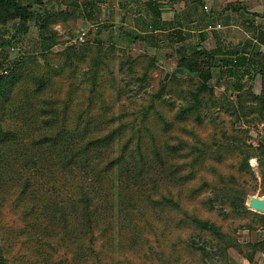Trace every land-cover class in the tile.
Here are the masks:
<instances>
[{
  "label": "trees",
  "instance_id": "obj_1",
  "mask_svg": "<svg viewBox=\"0 0 264 264\" xmlns=\"http://www.w3.org/2000/svg\"><path fill=\"white\" fill-rule=\"evenodd\" d=\"M147 1L157 29L158 4ZM92 3L0 0V264H257L264 235L240 241L237 231L264 233V214L246 205L250 191L264 195V137L249 141L264 125V75L253 91L264 68L217 41L213 49L194 44L171 76L182 74L174 79L180 98L166 97L175 89L161 81L129 113L128 84L116 87L97 41L52 51L55 25L85 16ZM227 8L247 10L243 2ZM31 22L37 50L4 69ZM147 52L140 73V58L119 62L138 93L157 65ZM85 61L83 81L74 83ZM65 68L75 90L86 83L82 93L53 95Z\"/></svg>",
  "mask_w": 264,
  "mask_h": 264
},
{
  "label": "rangeland",
  "instance_id": "obj_2",
  "mask_svg": "<svg viewBox=\"0 0 264 264\" xmlns=\"http://www.w3.org/2000/svg\"><path fill=\"white\" fill-rule=\"evenodd\" d=\"M98 0H92L93 6L88 8V12H85V16L82 17H75V20L72 21L71 19L68 23L63 26L60 24L55 25V30L57 32V42L55 45L52 46V51L58 53L62 51L68 45H78V43L85 41L95 42L97 41L100 47L103 48L104 53L101 56L105 59L106 68L114 72L113 77L116 82V87L118 85L123 86L124 84H128V92L126 94V98H123V102L125 103V108H128V112L131 113L133 108L140 103L146 102V98L148 94L154 93L157 88L160 86L161 81L169 82L174 90L173 93L165 94L166 97L174 96V98H180L177 94V91L182 87L178 84V81H174L175 77H180L182 74L177 73L175 77H172V73L176 68L178 63V59L189 52L187 49L188 46H192L195 44V39L189 40L184 44L183 40L185 38L188 39L189 36H183V33L180 29L177 28L178 23L173 25H167L161 29V32H154L149 21V23H144L142 20L143 18H135L136 20L132 21L130 15L134 13L135 5L130 4L127 0H108L107 3H96ZM167 1L166 4L168 7H171L175 11L173 15V20L179 21V11L180 9L183 10L186 8V11L190 13L196 12L199 16L202 13L201 2L200 4L188 5L191 2L188 0H165ZM178 1V2H177ZM120 2V3H118ZM79 6H83L82 0H78ZM118 4V5H117ZM115 5V7H113ZM51 7L55 8V4H51ZM120 6V7H118ZM203 6V5H202ZM178 11H177V10ZM90 10V11H89ZM83 11V10H82ZM209 11V9H208ZM82 13V12H81ZM151 13V11H150ZM210 12H206V15ZM123 15V18L121 16ZM153 16V13H151ZM196 15V16H197ZM206 19L209 21V15L205 16ZM178 19V20H177ZM205 20V19H204ZM191 23L190 21H184L182 24L183 27H187ZM209 23V22H208ZM207 20L204 22H199L197 24V28L206 26ZM214 24V23H213ZM221 24V23H219ZM196 26V25H194ZM200 26V27H198ZM216 26V24H215ZM54 27V26H53ZM6 29V30H4ZM4 31H8L9 28H4ZM12 29V28H11ZM201 29V28H200ZM85 32V36L83 41H78L74 43V40L78 37L79 33ZM10 31L5 34V36L10 35ZM38 31L36 26L33 22L29 23V28L26 33L20 36L19 42L13 48L8 49V59L4 64V69H7L12 65V63L17 60L21 54L23 53H33L38 48ZM189 34V33H188ZM136 35V36H135ZM190 35V34H189ZM132 37H134V41H131ZM238 37V36H236ZM181 41V42H179ZM182 43V44H181ZM188 43V44H187ZM110 44L114 45V49L112 52L109 53ZM187 46V47H186ZM151 50V54L155 55L157 58V65L151 68L149 73L148 81L143 87L142 91L139 90L138 93V84L136 81H133V74H128L127 69L123 68V73L119 72V62L121 59H125L126 57L130 56L133 58H140L145 53L150 54L147 52ZM147 54V55H148ZM105 55H107L105 57ZM88 59V58H87ZM140 64L134 67L135 74L137 72H141L142 67L147 63L148 58H140ZM42 63V60H39ZM88 61L83 63H79V71L78 73L72 78L74 83H78L83 81L81 77V73L86 71ZM104 64V63H103ZM102 65V64H101ZM144 68V67H143ZM69 68H65V73L60 77L54 78V85L57 91L53 92L54 96L62 97L64 93L69 92L70 89L78 92V94L82 93L84 88L86 87V83H83L80 88L75 90V86L69 85V78L67 76ZM108 70V71H109ZM1 71V69H0ZM168 73L166 79H164L165 74ZM106 77V74L104 75ZM222 87L218 88L221 90ZM181 99L177 100L179 103ZM120 106L117 105L115 110L119 111ZM222 117L224 124L229 122L231 118L227 112L222 111ZM212 131V128H209L206 132L209 133ZM251 138L249 141L251 143L256 144L259 136H260V126L256 129L250 130ZM250 165L253 167L256 176H258L257 166L255 159L249 160ZM248 187H251L253 184L249 180ZM251 195H260L258 188L255 191H250L249 195L247 196L246 203L248 201L249 196ZM1 213L5 214V217L8 219V207H3L1 209ZM245 220L239 219L236 223H242ZM239 240L240 241H247V240H255L257 237L261 235L260 231L251 230L247 231L246 229H238L237 231ZM229 252L235 258L237 257V253L230 249Z\"/></svg>",
  "mask_w": 264,
  "mask_h": 264
},
{
  "label": "crops",
  "instance_id": "obj_3",
  "mask_svg": "<svg viewBox=\"0 0 264 264\" xmlns=\"http://www.w3.org/2000/svg\"><path fill=\"white\" fill-rule=\"evenodd\" d=\"M107 1L108 0H98V2L96 1V3L102 4L107 3ZM154 1L158 4V9L160 11V14H158L160 27L158 26L157 29L152 28L154 32H161V29H165L167 25L174 26L175 23H178L177 28L183 32L181 33V35L189 36L188 39L185 38L183 40L184 44H186V42H188L189 40L194 41V39L196 38V45L200 44L206 49H213L216 47V43L218 42L220 43L223 51L233 50L238 51L240 54H243L246 57V65L250 64L254 67H259V69L264 68V0H188V2L191 3L188 5L187 9H189V6L192 5L197 6L198 4H200V1L203 5H201L202 13L198 16L196 12L189 14L186 11V8H184L183 10L180 9V11L178 12L180 15L179 21L173 20L175 11L171 9V7L167 6L169 5V3L166 4L167 1ZM127 2L135 5V9L133 11L134 13L130 15L132 21L136 20L135 18L141 17L143 18L142 21L144 23H149V21L154 18L148 8L147 0H127ZM230 2H243L247 6V10H244L242 8L236 11L228 8L225 9L226 4ZM113 7H115V5ZM206 12H210L207 14L209 15V21L205 17L207 16ZM121 18H123V15L121 16ZM185 20L187 22H191L186 25V28L181 24ZM206 20L207 23L209 22L206 26L202 27L201 24V27L198 26L201 29L197 28V24L200 21L204 22ZM215 24L220 25V27L215 26ZM263 75L264 71L257 73L254 77L253 91L255 93L260 92ZM260 136L264 137V125L262 124L260 125ZM255 162L257 166L256 159ZM261 198H264V195ZM257 231L261 232L259 238L264 235L262 230ZM255 261L257 264H264V254L260 252L256 253ZM240 262L241 264H249V261L245 258H241Z\"/></svg>",
  "mask_w": 264,
  "mask_h": 264
},
{
  "label": "water",
  "instance_id": "obj_4",
  "mask_svg": "<svg viewBox=\"0 0 264 264\" xmlns=\"http://www.w3.org/2000/svg\"><path fill=\"white\" fill-rule=\"evenodd\" d=\"M168 73L165 74L164 79H166ZM246 205L253 211L258 213H264V198H261L256 195H251L248 198Z\"/></svg>",
  "mask_w": 264,
  "mask_h": 264
},
{
  "label": "built area",
  "instance_id": "obj_5",
  "mask_svg": "<svg viewBox=\"0 0 264 264\" xmlns=\"http://www.w3.org/2000/svg\"><path fill=\"white\" fill-rule=\"evenodd\" d=\"M217 27H220V25H216ZM84 36H85V32H81V33H79V35H78V37L74 40V43H76V42H80V41H83V39H84ZM78 40V41H77Z\"/></svg>",
  "mask_w": 264,
  "mask_h": 264
}]
</instances>
